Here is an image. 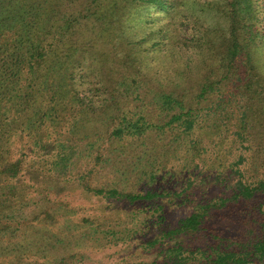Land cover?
Returning <instances> with one entry per match:
<instances>
[{"label":"rangeland","instance_id":"1","mask_svg":"<svg viewBox=\"0 0 264 264\" xmlns=\"http://www.w3.org/2000/svg\"><path fill=\"white\" fill-rule=\"evenodd\" d=\"M92 1L94 0H0V31H3L5 25L32 30L37 44V41L44 39L46 27L47 30L57 31L62 16L86 11L89 6L94 12L101 10L98 3ZM167 1L175 4L172 16L176 22L182 12H194L195 9L200 14L216 16L221 12L223 3L227 6V0H198L211 3L204 6L202 2L196 3L194 0ZM101 2L103 9H108L110 13L116 12L118 15L126 11L122 6L118 10L113 0ZM256 6L257 14L262 19L264 34V0H256ZM96 18L97 16L90 17L83 29L79 30L80 42L90 43L87 58L92 53L99 61L98 65L107 64L106 69L110 71L106 72H110L108 78L111 79V69L118 64L115 58L119 57L113 52L114 46H119L118 43L114 42V45L110 40L115 27H106L105 20L104 25L95 26ZM174 20L170 16L163 18L160 24L175 27L177 24H174ZM227 26V22L221 29L213 25L224 33ZM94 27L103 29L102 37L97 40L91 31ZM184 29L177 34V38L188 34L187 28ZM144 34L145 32L140 31V35ZM168 41L170 42L169 39ZM255 43L253 58L258 74L264 75V35L261 34ZM66 44L62 41V44L55 45L47 61L36 69L37 73L35 70H28L26 64L21 65L19 74L13 81L21 85L20 89L17 87L11 91L12 98L8 94L0 95V114L16 107L3 118L5 127L12 124L8 147L13 150V155H9L8 160L20 161V170L15 176L0 172V197L5 192L11 198L8 204L12 206L11 211L8 205L0 210V264H209L203 262L198 251L209 250L214 243L211 235L234 236L239 234L240 229H246L244 221L250 218L248 210L258 205L260 199L237 207L234 206L237 203H233L229 205L231 207L215 208L217 210L213 211V215L206 217L199 236L183 233L170 238L162 232L179 228L194 212L198 203H208L215 195L223 192L225 183L220 182L218 175L236 173L238 166L232 164L238 155L246 156L239 168L247 170L249 180L257 172L264 173V150L255 155L250 150H232L231 144L235 137L231 132L235 129L237 120L225 123L221 119L223 127L228 128L225 133L215 127H203L206 123H200L193 132L201 155L190 166L187 164L190 153H186V149L178 152L172 148L167 153L166 166L153 171L156 173L154 180L148 167L145 169L150 173H142L143 168H128L129 162L124 164L126 160L120 156L122 150L120 154L116 153L119 154L118 164L115 162L109 166L104 163V167L97 161V154L92 149L93 145H104L105 149H112L107 144L105 135L97 133L104 121L74 97L69 74L70 61L75 57L69 59L71 55L62 53L63 49H69ZM47 47L52 49L49 45ZM177 51L181 52L179 49ZM171 54L168 46L161 58H151L144 62L143 69H158L161 75L166 76L173 72L174 66L187 61V58L180 56L171 57ZM28 55L29 53L25 56L26 62L32 60ZM199 58H190L192 69L186 70L187 75L193 78L200 76ZM176 59L180 62L177 63ZM10 62L6 65H10ZM237 72L240 77L245 76L244 68ZM96 74L101 78L98 70ZM211 74L212 71L206 75ZM0 75L9 76L11 70L5 73L2 69ZM39 75L48 88H26V78ZM53 79L59 83L58 88H53ZM98 80L90 77L81 85L83 91H87L95 100H101L103 91H93L90 86L96 88ZM28 94L29 105L24 103ZM261 101L262 97L250 101L253 123L264 122V102L262 105ZM15 109L26 112L17 115ZM213 122L214 119L206 125L212 126ZM67 129L70 130L69 140L62 135ZM38 137H41L40 141ZM256 138L259 140V135ZM77 141L78 144L75 145ZM131 142L129 140L125 145ZM62 143L67 144L64 149ZM68 144L73 146L69 147ZM131 152L136 154L137 150ZM84 176L85 181L81 180ZM235 178L234 174L229 182H235ZM84 183L98 188L119 185L124 190H152L165 196L131 203L95 196L86 191ZM11 192L12 195H9ZM159 205L163 209L154 211ZM195 256L199 259L196 260ZM255 264H264V261Z\"/></svg>","mask_w":264,"mask_h":264},{"label":"trees","instance_id":"2","mask_svg":"<svg viewBox=\"0 0 264 264\" xmlns=\"http://www.w3.org/2000/svg\"><path fill=\"white\" fill-rule=\"evenodd\" d=\"M195 1L202 2V6L211 4L207 2L209 0ZM93 2L98 3L101 10L94 12L89 6L86 7V11L62 16L57 31L47 30L46 27L44 39L37 41V44L34 42L32 30L5 25L3 31H0V72L2 69L5 73L11 70V75H0V95L8 94L12 98L11 91L17 87L19 90L21 86L19 83H13L21 65L26 64L28 70L36 72V69L47 61L55 45L62 44L63 41L67 43L66 47L69 49H63L62 53L71 55L69 59L75 57L70 61L69 74L74 97L104 121L97 133L105 135L107 144L112 149L107 150L104 145L92 146L97 154V161L104 167L106 166L104 163L109 166L115 162L118 164L122 150L120 156L126 160L124 164L129 162L128 168L130 166L131 169L143 168L142 173L152 171L150 176L154 180L156 173L153 171L166 166L167 153L171 152L172 148L178 152L186 149V153H190V159L187 160L190 166L201 155L193 132L201 125L200 123L207 124L213 119L212 126L203 124V127H215L222 129L224 133L228 128L223 127L221 119L225 123L232 119L237 120L235 129L231 132L235 137L231 144L232 150H250L253 151L252 155L264 150V122L253 123L250 104V101L256 97H262L261 104L264 102V75L258 74L256 61L253 58L255 41L261 34L264 35L262 19L257 14L256 0H227V6L223 3L221 12L216 16L200 14L195 9L194 12L189 10L190 12H182L179 15L178 22L172 16L175 4L167 0H113L118 10L120 6L126 9L123 14L118 15L116 12L110 13L106 8L103 9L101 0ZM92 16H97L94 21L95 26L96 24L102 26L106 21V27H115L110 40L113 44L118 43L117 47L114 46L116 44L113 45V52L119 57L115 58L117 65L109 66V68L113 67L111 79L108 78L110 72H106L110 71L106 69L107 64L98 65L99 61L92 53L87 58L90 43L80 42L79 30L83 29V25L87 24V20ZM170 16L174 24H177L175 27L170 24H160L163 18ZM225 22L228 24L226 33L218 30ZM214 24L219 28L213 27ZM185 27L188 34L177 38V34L185 30ZM91 31L94 39L102 37L103 29L94 27ZM140 31L145 34L140 35ZM175 32L176 34H171ZM48 45L52 49H48ZM168 46L172 52L171 57L180 56L187 58V61L182 65L174 66L173 74L168 73L166 76L161 75L158 69H143L144 62L151 58H161ZM27 53L32 59L28 62L25 59ZM192 53L194 54L191 55ZM192 56L200 57L198 63L200 72L196 73L200 75L196 76L198 79L186 73L187 69H192ZM9 61H11L10 65L7 66L6 63ZM176 62L180 61L176 59ZM240 68H244V77H240L237 72ZM96 70L99 71L101 78L97 77ZM210 71L212 74L206 75ZM90 77L99 79L96 88L90 86V89L103 91L101 100H95L81 88V85L85 84L84 80ZM53 80L55 81L52 83L53 88H58L59 83ZM18 81H20L19 76ZM25 82L26 88L33 90L39 87L48 88L40 75L27 77ZM27 92L30 93L28 90ZM26 97L24 103L29 105L30 95ZM14 108L6 109L0 114L2 169L0 172L3 175L13 176L20 170V161L8 160V156L13 155V150L8 147L12 124L10 127H5L3 116L12 112ZM15 111L17 115L26 112L23 110L18 112L17 109ZM69 131L67 129L66 133L62 134L66 140L70 138ZM257 135L259 140L256 138ZM38 138L40 141L41 137ZM129 140L132 142L125 145ZM74 144L77 145L78 141ZM66 145L62 143V149ZM68 145L73 146V144ZM106 150L108 155L105 156ZM136 150V154L131 152ZM126 151L127 155H125ZM245 158L244 154H240L233 162L232 165L238 166L236 173L218 175L220 182L225 183V189L221 194L215 195L208 203H198L194 212L179 228L167 232L164 230L162 234L170 238L183 233L199 236L206 217L212 216L213 211L217 210L215 208L231 207L229 205L233 203H237L234 205L237 207L260 199L258 205L248 210L247 214L250 218L244 221L246 229H240L239 234L234 236L211 235L210 238L214 243L209 250H199L198 253L203 262L209 264H255L264 261V173L257 172L253 175V179L249 180L247 170L239 168ZM262 165L264 166V163ZM145 167H148L150 172H147ZM234 174L235 182H229ZM81 180L85 181V176ZM83 186L87 192L95 196L126 200L131 203L165 196L152 190L147 192L135 189L124 190L119 185L98 188L84 183ZM9 195H12V192ZM10 200L11 198L4 192L0 197V210L8 205L11 211L12 206L8 204ZM159 209L163 207L159 205L154 211ZM216 241L218 242L215 243ZM195 257L196 260L199 259L198 256Z\"/></svg>","mask_w":264,"mask_h":264}]
</instances>
